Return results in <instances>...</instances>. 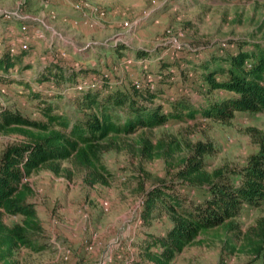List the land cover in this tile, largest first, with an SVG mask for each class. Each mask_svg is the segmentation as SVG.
Segmentation results:
<instances>
[{
  "label": "rangeland",
  "instance_id": "1",
  "mask_svg": "<svg viewBox=\"0 0 264 264\" xmlns=\"http://www.w3.org/2000/svg\"><path fill=\"white\" fill-rule=\"evenodd\" d=\"M263 23L264 0H0V54L25 42L33 50L32 69L20 74L15 68L6 82L0 81V109L40 120L37 101L31 100L29 92L41 88L35 80L51 62L67 68H96L102 77L108 76L112 87L121 89L135 81L143 83L149 74L155 90L166 98L186 97L196 104L206 98L220 99L219 92L206 97V85L190 66L232 52L237 41H263ZM116 46L125 47L124 53L111 51ZM126 61H130L127 66ZM162 61L167 63L163 71ZM9 78L25 80L29 90L8 83ZM61 92L56 98L61 111L80 116L72 102L74 90ZM263 130L264 113H237L228 124L200 119L168 122L119 137L112 149L101 154L109 174L105 185L85 183L86 173L72 160L62 162L58 174L43 167L26 183L33 190L30 201L46 232L39 238L52 248L37 255L20 249L18 264H126L124 258L141 259L139 244L144 238L162 235L170 226L165 216L149 225L142 223L144 194L162 181H173L180 192L198 200L201 191L182 185L175 176L193 146L203 142L214 147V154L204 157L207 172L219 168L236 172L257 153L254 138ZM142 138L156 149L152 159L139 152ZM24 141L20 135L0 133V156L6 147ZM3 221L12 226L21 219L4 216ZM235 223L242 235L249 230L261 234L264 205L245 208ZM223 240L222 235H200L172 264H260L240 253L249 250L239 248L227 255Z\"/></svg>",
  "mask_w": 264,
  "mask_h": 264
},
{
  "label": "trees",
  "instance_id": "2",
  "mask_svg": "<svg viewBox=\"0 0 264 264\" xmlns=\"http://www.w3.org/2000/svg\"><path fill=\"white\" fill-rule=\"evenodd\" d=\"M235 44L232 52L211 56L190 66L206 85V97L217 92L223 94L220 99L206 98L197 104L186 97L166 98L160 89L112 87L92 67L67 68L58 62L44 66L35 80L41 88L29 92L31 100L37 101L35 107L40 120L0 109V133L25 138L20 144L6 147L0 156V264H18L14 257L20 249L39 254L52 248L49 242L39 238L44 230L30 201L33 190L26 183L43 167L58 174L60 164L72 160L86 173L85 183L105 185L109 174L101 164V154L112 149L119 137L153 130L168 122L188 123L200 119L228 124L237 113H264V40H242ZM10 49L0 54L2 82H6L5 77L15 68L20 74L32 69L31 46L25 42L13 52ZM124 49L116 46L111 51L124 53ZM138 55L145 57L146 54ZM163 64L167 63L162 61V71L166 68ZM7 81L29 90L23 79ZM79 86L82 88L78 89ZM63 88L74 90L76 96L72 102L80 116L61 111L57 99ZM156 101L161 102L155 104ZM162 104L168 109L164 110ZM254 140L258 144L257 153L241 169L229 173L221 168L207 172L204 157L213 155L214 147L210 143L195 144L189 156L181 160L175 176L182 185L201 191V197L194 200L180 192L179 184L173 181H162L147 191L140 211L142 223L149 225L165 216L170 226L162 235L150 234L144 238L139 244L141 259L124 258V262L172 264L200 235L213 234L223 236L227 255L239 248L249 250L240 253H247L264 264V230L261 234L249 230L242 235L235 223L245 208L264 205V130ZM139 144L140 154L152 159L156 149L151 143L142 138ZM4 216L20 217L21 221L8 226ZM241 239L243 242L238 245Z\"/></svg>",
  "mask_w": 264,
  "mask_h": 264
},
{
  "label": "built area",
  "instance_id": "3",
  "mask_svg": "<svg viewBox=\"0 0 264 264\" xmlns=\"http://www.w3.org/2000/svg\"><path fill=\"white\" fill-rule=\"evenodd\" d=\"M145 14H146V13L144 12V15H145ZM124 26H128L127 23H124ZM23 47H24V46H23ZM10 51L13 52L14 49L11 48ZM129 63H130V61H126V62H125V65L127 66ZM125 68H126V67H125ZM144 68H145V66H144ZM104 77H105V78H108L107 75H104ZM153 82H154V79L152 78L151 75L148 74V75H145V76H144V81H143V83H142V82H139V81H135V82L133 83V86H135L136 88L148 87L149 89H154ZM92 87H93V86H92ZM81 88H82V86H79V87H78V89H81Z\"/></svg>",
  "mask_w": 264,
  "mask_h": 264
},
{
  "label": "crops",
  "instance_id": "4",
  "mask_svg": "<svg viewBox=\"0 0 264 264\" xmlns=\"http://www.w3.org/2000/svg\"><path fill=\"white\" fill-rule=\"evenodd\" d=\"M36 209V208H35ZM37 212V211H36ZM37 216H38V214H37ZM21 219V218H20ZM44 230V229H43ZM44 233H46L45 231H44ZM27 251V250H26ZM30 253V252H29ZM42 253H44V252H42ZM16 254H17V252H16ZM16 254H15V257H14V260L15 261H17V259H16ZM39 254H41V253H39ZM35 255H37V254H35ZM17 263H18V261H17Z\"/></svg>",
  "mask_w": 264,
  "mask_h": 264
}]
</instances>
